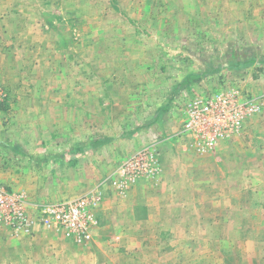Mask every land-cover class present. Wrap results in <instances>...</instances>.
<instances>
[{"label":"rangeland","instance_id":"1","mask_svg":"<svg viewBox=\"0 0 264 264\" xmlns=\"http://www.w3.org/2000/svg\"><path fill=\"white\" fill-rule=\"evenodd\" d=\"M233 91L238 132L184 130L192 98ZM262 122L264 0H0V188L31 220L0 204V264H264ZM145 151L153 173L122 171ZM79 198L68 233L50 210Z\"/></svg>","mask_w":264,"mask_h":264},{"label":"built area","instance_id":"2","mask_svg":"<svg viewBox=\"0 0 264 264\" xmlns=\"http://www.w3.org/2000/svg\"><path fill=\"white\" fill-rule=\"evenodd\" d=\"M236 95L237 92L233 91L224 97L219 95L217 97L192 98L191 103L188 104V118L184 124V130L194 133L203 140L204 144L209 146L220 138L238 132L242 125L243 111L234 99ZM257 107L250 103L244 111V115L256 111ZM152 156L146 151L142 152L125 163L122 171L128 170L139 175L151 174L155 171ZM87 199L79 198L69 202L67 206L58 205L56 208H52L50 211L53 214L51 218L55 221L54 224L56 225L58 222L68 233L85 234ZM0 204L2 207L8 208L7 219L17 220L20 224H29V218L20 199L15 195H9L2 188H0ZM48 218L50 222L51 219Z\"/></svg>","mask_w":264,"mask_h":264},{"label":"crops","instance_id":"3","mask_svg":"<svg viewBox=\"0 0 264 264\" xmlns=\"http://www.w3.org/2000/svg\"><path fill=\"white\" fill-rule=\"evenodd\" d=\"M181 118L180 119H178L177 121H173L172 123H170V124H166V125H163V126H161V125H159V124H155L154 125V127L152 126L148 131V136H147V134H145V131H140V132H138V137L136 138V142L134 143V145L136 146V148L137 147H141L142 148V145H144L145 143H148V144H150V145H153L155 148H160V146L162 147V144L163 143H167V141H171V140H173V135H175L176 133L178 134L179 132H180V130H178V127L180 128H182V126H183V122H182V124H181ZM180 123V124H179ZM249 126H250V134H249V136H250V142H253V137L254 136H252V134L254 133V131H253V126H252V124L250 125L249 124ZM258 127H260V131H261V133H263L264 132V122H262L261 124H260V126H258ZM164 129L165 130H170V131H174L172 134H168L167 136L164 134L165 132H163L164 131ZM177 134H176V136H177ZM261 139H262V141H264V138L263 137H261ZM182 142V141H181ZM247 144H249V142L247 143ZM182 146H183V148H185V145H183V143H182ZM135 149V148H134ZM247 151H249L250 153H254V151H253V149H250V150H247ZM160 156L161 157H164V158H170L171 156H172V154H170V153H164L163 155H162V153L160 154ZM164 176V175H163ZM162 176V177H163ZM164 183V182H163ZM162 183V184H163ZM161 184V186H163ZM147 186V185H146ZM134 191V190H133Z\"/></svg>","mask_w":264,"mask_h":264},{"label":"trees","instance_id":"4","mask_svg":"<svg viewBox=\"0 0 264 264\" xmlns=\"http://www.w3.org/2000/svg\"><path fill=\"white\" fill-rule=\"evenodd\" d=\"M203 74H197V73H190L184 77V80L182 81V85H187L191 82L198 81L202 78ZM96 143V142H94Z\"/></svg>","mask_w":264,"mask_h":264}]
</instances>
